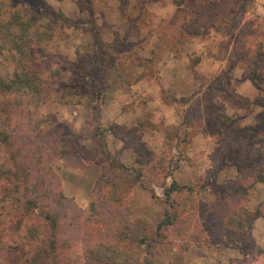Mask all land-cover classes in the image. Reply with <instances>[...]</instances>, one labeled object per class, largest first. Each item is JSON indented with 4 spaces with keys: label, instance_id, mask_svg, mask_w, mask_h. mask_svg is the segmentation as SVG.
<instances>
[{
    "label": "rangeland",
    "instance_id": "374dc122",
    "mask_svg": "<svg viewBox=\"0 0 264 264\" xmlns=\"http://www.w3.org/2000/svg\"><path fill=\"white\" fill-rule=\"evenodd\" d=\"M201 1L178 7L173 0H65L62 8L56 0H13L20 4L14 14L22 6L29 15L19 20L35 26L32 38L38 40L33 32L39 22L52 28L48 55L36 49L25 58L47 77L44 100L34 102L46 128L26 130L22 112L8 103L19 93H0V134L14 141L9 146L0 136V168L18 169L12 151L18 152L20 172L27 161L33 167L40 144L53 190L76 207L57 228V254L51 251L49 258L59 264H230L253 247L264 250V181L258 180L264 133L251 130L264 127V0H208L218 3L216 13L227 10L231 21L210 23L208 17L200 28L191 27ZM8 2H2L0 15ZM59 11L66 19L54 18ZM176 20L189 24L178 40ZM10 30L19 41V27ZM33 44L28 40L26 46ZM255 52L261 53L263 71L255 67ZM9 58L0 53L2 78L12 74ZM135 83L141 88L131 99L126 93ZM65 85L73 88L70 102L60 96H70ZM107 96L117 101L113 108L123 104L131 111L138 103L139 129L103 120ZM242 130L247 138L239 135ZM120 138L128 153L116 148ZM111 159L116 163L108 167ZM120 163L127 169L117 168ZM11 178L0 175V223L8 218L1 206L14 199ZM172 179L186 188L167 197L163 191ZM91 201L95 219L85 221L82 212ZM167 210L180 220L160 231ZM255 211L263 216L251 225L224 228L234 213L247 220ZM11 252L14 264L24 263L27 253L14 247Z\"/></svg>",
    "mask_w": 264,
    "mask_h": 264
},
{
    "label": "trees",
    "instance_id": "16d2710c",
    "mask_svg": "<svg viewBox=\"0 0 264 264\" xmlns=\"http://www.w3.org/2000/svg\"><path fill=\"white\" fill-rule=\"evenodd\" d=\"M0 1L3 2L4 0ZM5 1H9V4H6V6L9 5L10 7H8V10L4 15H0V53L10 54L11 58H9L8 61L11 63V65H13V68L11 75L6 78L0 77V93H3L4 95L19 93L20 96H18L17 99L13 98L8 103L11 105H15V109L22 112V115L25 118L24 127L26 130H28L30 133H40L44 131L46 127H41V124H43V118H39L40 114L37 112V108H35L34 102H36L35 100H44L43 96L46 92V86L44 85V83L47 82V77L45 78L44 75L42 76V73L39 72V67H37L35 63L33 65H27L28 62L25 58L29 51L32 52L36 49H38L39 52L41 51L40 53L42 56L48 55V38H50V36L52 37V28L51 31H49L48 24L47 28H45V25L42 22H39L37 24V29H35L33 32L34 37H36L38 40L32 38V36H30V33H32L30 30L35 26L27 20H19L24 15L25 17H29L28 13L24 11V8H22L21 6L20 14H14L20 4L18 2H13V0ZM27 1L28 0H20V3H23L25 5V3H28ZM38 1L42 2L43 0ZM173 1L179 7L186 0ZM2 2H0V7L3 6ZM201 3L204 5V7L201 6L202 11H199L197 13V21L193 20L191 27L195 25L196 28H200L201 25L203 26V21L201 20L208 19V17H210V23H214V21H231V18L225 15V11L227 10L216 13L218 3L210 2L208 0H203L201 1ZM43 8L44 3H42V5L38 9L43 10ZM61 17L66 19L64 17V14L59 11L54 18L60 19ZM174 24L179 25V27L177 26V30L179 33H177V36H175V39L178 40L180 37V33L185 32V29L189 24L181 20L180 22L176 20ZM10 26L19 27L20 34L17 36L19 38V41H15L10 38L13 34L10 30ZM28 40L34 42V48L32 45L26 46ZM15 53H17L18 56ZM250 53H252V50L250 52L247 51V55L250 56ZM251 55L258 56V61L256 62L255 67L260 68L261 71H263L261 53L255 52ZM244 56L246 55L244 54ZM256 68H254L253 70H255ZM253 81L255 80L253 79ZM64 87L69 92H71V90L73 89L71 85H65ZM83 91L87 92V88L84 87ZM262 91L264 92V90H261V98H264V94H262ZM69 95L70 96H60L62 97V99H64L63 101L70 102V99H72L73 97V92H71ZM26 96H29V98H27ZM187 100L188 98H181V101L187 102ZM173 101L175 102L176 99H174ZM94 110V118L96 119V109ZM198 115L200 116V114ZM219 119L220 124H224V122L226 121V118L223 115H221ZM207 125L208 127L211 126L209 123ZM231 125H233V121H231L227 126ZM112 129L113 128L110 129L111 132ZM100 130L101 129L98 126H95V131L97 134L101 133ZM251 130L253 131V133H264V127ZM1 135H3L2 140L3 142H5V144H8L9 146L14 145V141L10 139L9 133L3 132L0 134V136ZM239 135L247 138L244 130L240 131ZM254 135L255 134H253V137ZM120 139L126 145V140L124 138ZM259 143L261 144V147L258 151L263 157V167L259 173L258 180L264 181V140H259ZM36 148L37 151L34 154L32 160L34 162L33 167H29V163L27 161L25 167L26 170L20 172V169H24L21 168L22 163L14 160V157L18 155V152L12 151V160L18 166V169L14 168V172L11 173L8 170L9 168L6 166L5 168H0L1 176H6V178H10V176H12L11 179L15 180V185L13 188V202L7 204L8 202L6 200V203H3V206H1L3 209H5L4 214H7L8 218L6 219V221H4V223H0L2 224V227L0 226V264H14L12 261L13 259L15 260V255L13 256L11 252L13 247L16 250L21 249L23 250V252L27 253V255L24 257V260L22 259L24 261L23 264H31L33 261L32 257L37 258V260H34L32 264H59V262L53 260L52 258H49L51 251L54 252V255L57 254L56 241L59 233L57 231V228H61L60 226H62V223H64V219L68 217L67 210L72 211L75 210L76 207H72L71 205L66 203L65 200L67 199L61 194V192H56L53 190L54 180L52 179L53 174L51 166L45 165L47 159L46 157H44V153H42V151L40 150V144ZM78 152L82 155V157L84 156V154L80 150ZM234 152L235 154H238L237 149ZM64 153L66 152H63V154ZM136 160L137 163L142 162V160L138 157V152L136 155ZM115 163L116 162L111 159V161H109V164L107 165L108 167H113ZM4 165L5 161H0V167H3ZM153 165L155 164H152V166ZM116 167L120 169H127L126 166L121 163L119 164V166L116 165ZM48 174L52 175L49 176ZM133 178L138 181L140 179L139 173L135 174ZM185 188V186L177 184V182L172 179L171 183L169 185H166V187L164 188L163 193L165 196L170 197V194L172 192ZM89 207L90 209L88 210V212H82L84 213L85 221L94 218L92 217L94 212H90L92 209L95 210L96 205L94 204V201H91ZM241 212H244V214L248 213V215L250 214L244 208L241 210ZM1 213L2 212H0V215ZM238 214L239 212L234 213L232 217H228L227 220L223 222V226L227 231H240L245 227V225H251V222L258 216H263L261 212L255 211V213H252V218L246 220L243 218H239ZM179 220L180 218L178 217V214L176 212L171 213L167 210L164 213L163 220L158 224L157 228L161 231L165 226L175 225V221ZM68 224L70 223L68 222ZM141 241L143 242L146 240L142 239ZM4 246L8 247L2 250V247ZM81 247L83 249V247L85 246ZM89 251L94 250L93 248H90ZM28 253H31L29 257ZM94 257L97 256L95 255ZM82 262L84 263V261ZM230 264H264V250L260 247H253L249 253L247 251L243 254V258L241 260L232 261L230 262Z\"/></svg>",
    "mask_w": 264,
    "mask_h": 264
},
{
    "label": "crops",
    "instance_id": "0c3cea01",
    "mask_svg": "<svg viewBox=\"0 0 264 264\" xmlns=\"http://www.w3.org/2000/svg\"><path fill=\"white\" fill-rule=\"evenodd\" d=\"M65 0L58 2L59 5H61L62 8L65 6ZM134 85V84H133ZM141 88L137 83H135L132 90H128L130 92H127V96H129L131 99L135 96V91H139L138 89ZM117 102V101H116ZM116 102L114 103V100H112L111 97L106 98L105 100V106H103V120L109 121V123H117L119 125H125L126 127H131L133 130L139 129V119L137 111V105L138 103L136 101L133 102L132 108H130L131 111L123 110V104H118V108L116 107ZM120 107V108H119ZM129 114H132V118H129ZM108 115V116H107ZM134 116V118H133ZM123 142L121 140H116V148H119L120 151L125 150V153H128V149L123 147ZM82 157V156H81ZM83 158V157H82ZM84 159V158H83Z\"/></svg>",
    "mask_w": 264,
    "mask_h": 264
}]
</instances>
